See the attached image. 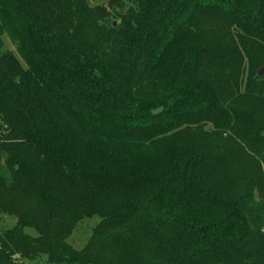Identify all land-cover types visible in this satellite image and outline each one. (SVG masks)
<instances>
[{
  "label": "trees",
  "instance_id": "obj_1",
  "mask_svg": "<svg viewBox=\"0 0 264 264\" xmlns=\"http://www.w3.org/2000/svg\"><path fill=\"white\" fill-rule=\"evenodd\" d=\"M4 35L0 264H264V0H0Z\"/></svg>",
  "mask_w": 264,
  "mask_h": 264
},
{
  "label": "rangeland",
  "instance_id": "obj_2",
  "mask_svg": "<svg viewBox=\"0 0 264 264\" xmlns=\"http://www.w3.org/2000/svg\"><path fill=\"white\" fill-rule=\"evenodd\" d=\"M89 3L91 5L94 4H105L106 0H89ZM5 51H11L15 54V50H14V46L12 45V43L8 40V38L4 35L3 37V45L0 49V53L1 52H5ZM16 55V54H15ZM17 56V55H16ZM19 59V58H18ZM20 63L21 60L19 59ZM207 144V143H205ZM221 144H224L221 142ZM219 144V146L221 145ZM211 145V150L212 152H217L218 147H216L217 149H215L216 143L210 144ZM220 151H218L219 153ZM239 159H236V161L240 162L242 160H245L246 158L243 156H238ZM260 157L256 154L255 159L258 160ZM234 161V162H236ZM242 175V177L235 182L234 186L236 189H239L240 187H242V183L244 182V180L246 179V176L249 174V172L247 171V169L245 168V170L243 172L240 173ZM255 180L257 179V174L252 173V177L249 178L248 181L254 183ZM247 184V186H253V184ZM256 187V186H255ZM256 191V190H255ZM256 195H257V191H256ZM259 198L258 196H254V199H251L252 203L258 204V205H263V206H258L256 208V212H257V220L260 224H264V204H260L259 203ZM95 222V219H83L81 222L78 223V225L76 226V228L72 231V233L70 234V236L67 238V242L69 245H71L74 249H81L87 242L90 234H91V228L93 226V223ZM15 220L13 217L11 216H7V215H0V228L2 229H6V228H10L14 225ZM24 232L31 235V236H36L37 233L34 229L32 228H24ZM28 264H51V263H47L45 261V259L43 260H39L36 262H28Z\"/></svg>",
  "mask_w": 264,
  "mask_h": 264
},
{
  "label": "water",
  "instance_id": "obj_3",
  "mask_svg": "<svg viewBox=\"0 0 264 264\" xmlns=\"http://www.w3.org/2000/svg\"><path fill=\"white\" fill-rule=\"evenodd\" d=\"M257 74L260 76L264 75V65L257 71Z\"/></svg>",
  "mask_w": 264,
  "mask_h": 264
}]
</instances>
